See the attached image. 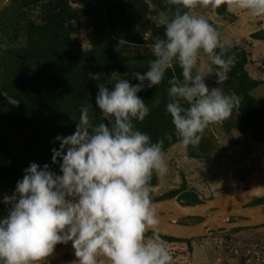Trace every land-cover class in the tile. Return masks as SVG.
I'll return each instance as SVG.
<instances>
[{
    "label": "clouds",
    "instance_id": "clouds-1",
    "mask_svg": "<svg viewBox=\"0 0 264 264\" xmlns=\"http://www.w3.org/2000/svg\"><path fill=\"white\" fill-rule=\"evenodd\" d=\"M224 2L166 0L175 10L158 15L164 38L146 45L154 59L143 74L132 73L139 83L120 77L113 87L99 85L95 106L103 122L94 124L89 108L81 106L74 134L55 138L60 146L52 149V163L59 174L48 164L32 163L13 195L4 196L11 207L0 219V264H50L56 246L69 242L77 258L73 264H172L165 242L146 235L158 223L151 178L165 175L168 166L164 140L153 142L134 126L150 114L138 93L161 85L174 64L181 68L182 79L168 80L166 112L185 147L198 146L210 124L231 117L239 96L207 80L225 82L236 58L225 57L226 43L195 11ZM229 7L264 16V0H229Z\"/></svg>",
    "mask_w": 264,
    "mask_h": 264
},
{
    "label": "trees",
    "instance_id": "trees-1",
    "mask_svg": "<svg viewBox=\"0 0 264 264\" xmlns=\"http://www.w3.org/2000/svg\"><path fill=\"white\" fill-rule=\"evenodd\" d=\"M41 1L44 0H30V4ZM63 1L66 9L69 2L84 10L85 19L91 27L90 50L82 51L67 35L65 25L76 17L69 8L66 10L60 6L57 12L49 13L40 22L29 23L26 28L27 46L9 52L1 64V88L5 98L0 104V160L7 166H0V182L9 185L13 192L32 163L40 167L48 164L59 174V166L52 163V149L58 150L60 146L55 138L74 134L82 105L89 108V116L94 124L103 122L95 106L99 85L113 87L120 77L132 85L138 84L132 73L139 71L143 74L154 59L150 51L142 47L144 36L128 13V9L136 8L137 3L147 8L145 3L139 0ZM157 2L162 11L169 8L175 10V6L168 5L166 0ZM225 8L224 2L215 8L216 14L221 16ZM151 34L153 39L164 38L163 26H154ZM126 47L128 49L124 50ZM233 55L236 62L228 73V79L219 85L215 80L207 83L210 87L222 88L225 94L235 93L240 98V104L234 108L231 117L223 120V127L227 130L237 129L247 134L254 143L264 144V106H259L250 95L257 84L246 72L247 54L239 47H227L225 57ZM89 71L100 74L101 79L92 80ZM173 77L183 78L177 64L167 71L161 85L151 89L145 86L144 91L138 93L149 107L150 114L142 122L133 121L135 128L147 133L153 142L163 139L164 152L181 143L175 135L172 118L166 112V105L170 102L168 80ZM206 132L207 128L198 146L186 147L190 158L209 161ZM167 134L172 135L171 140L166 138ZM9 135L17 139L18 154L10 148ZM154 182L153 175L152 187ZM172 198L183 201L185 205H196L201 201L199 193L186 186L152 201ZM257 206H264V198L247 207ZM195 219L197 223L202 221ZM179 224L185 223L180 221ZM153 234L146 233L147 236ZM159 237L167 243L192 242Z\"/></svg>",
    "mask_w": 264,
    "mask_h": 264
},
{
    "label": "rangeland",
    "instance_id": "rangeland-1",
    "mask_svg": "<svg viewBox=\"0 0 264 264\" xmlns=\"http://www.w3.org/2000/svg\"><path fill=\"white\" fill-rule=\"evenodd\" d=\"M139 1L145 3L147 8L137 3L136 8L128 9V13L144 36L142 47L148 49L146 45L153 41L152 29L161 26L157 19L162 9L157 0ZM63 2L44 0L30 4V0H0V104L5 98L1 88L3 59L9 52L27 46L26 28L29 23L40 22L49 13L57 12L60 6L65 8ZM225 6L221 16L210 5L198 7L195 11L207 19L227 47H239L246 52V72L257 84L250 95L259 106H264V16L253 17L244 10L230 8L229 0H225ZM68 8L76 18L65 25L67 35L82 51L90 50L91 27L85 19L84 10L69 2ZM214 80L215 77L210 76L207 82L212 83ZM205 138L209 143L206 145L210 157L208 162L190 158L182 143L164 152L168 172L165 175L153 174L155 185L152 187V200L181 186L196 191L201 199L209 200L236 189L264 184V144L254 143L247 134L237 129L227 130L223 127V120L210 124ZM16 140L9 135L10 148L18 154L20 150ZM0 166H7V163L0 160ZM13 193L9 185L0 182V219L7 215L11 207L3 203L4 196L10 197ZM254 208L262 209L264 206ZM231 221L235 220L230 218L225 223ZM182 222L193 225L197 220L188 218ZM165 245L173 256L172 264H264V226L234 233L212 234L192 240L190 244L165 242ZM76 259L69 242L56 248L49 262L73 264Z\"/></svg>",
    "mask_w": 264,
    "mask_h": 264
},
{
    "label": "water",
    "instance_id": "water-1",
    "mask_svg": "<svg viewBox=\"0 0 264 264\" xmlns=\"http://www.w3.org/2000/svg\"><path fill=\"white\" fill-rule=\"evenodd\" d=\"M262 198L264 184L236 189L209 200L201 199L200 204L196 205H185L183 201H177V198L157 201L154 205L158 223L149 226L148 232L175 240L192 241L212 234L259 228L264 226V208L247 206ZM188 218H200L202 221L193 225L179 224ZM230 218L235 221L223 222Z\"/></svg>",
    "mask_w": 264,
    "mask_h": 264
},
{
    "label": "bare ground",
    "instance_id": "bare-ground-1",
    "mask_svg": "<svg viewBox=\"0 0 264 264\" xmlns=\"http://www.w3.org/2000/svg\"><path fill=\"white\" fill-rule=\"evenodd\" d=\"M236 201H239V200H236ZM223 222L225 223V220Z\"/></svg>",
    "mask_w": 264,
    "mask_h": 264
}]
</instances>
